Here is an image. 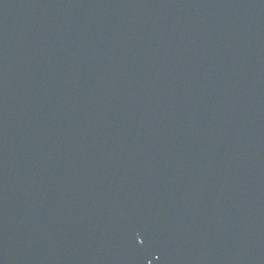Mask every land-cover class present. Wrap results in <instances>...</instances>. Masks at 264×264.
<instances>
[{"label":"water","instance_id":"obj_1","mask_svg":"<svg viewBox=\"0 0 264 264\" xmlns=\"http://www.w3.org/2000/svg\"><path fill=\"white\" fill-rule=\"evenodd\" d=\"M0 264H264V0H0Z\"/></svg>","mask_w":264,"mask_h":264}]
</instances>
